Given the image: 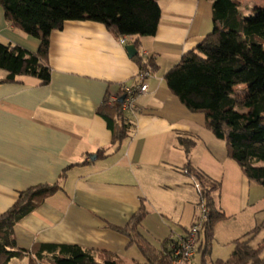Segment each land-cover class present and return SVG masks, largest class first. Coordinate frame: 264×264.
<instances>
[{
    "label": "crops",
    "instance_id": "1",
    "mask_svg": "<svg viewBox=\"0 0 264 264\" xmlns=\"http://www.w3.org/2000/svg\"><path fill=\"white\" fill-rule=\"evenodd\" d=\"M158 5L156 33L138 38L137 49L141 58L153 59L156 70L145 81L147 92L135 100L137 117L130 138L104 157L97 152L110 148L112 137L97 111L105 99L108 102L136 84L139 68L125 49L136 37L121 44V38L100 23L66 21L49 35L47 84L29 76L6 81L7 74L0 69V215L32 187L56 183L61 187L14 227L19 249L77 246L126 264L142 263L132 250L135 247L144 262L136 245L113 228H125L143 208L147 214L138 231L153 247L147 217L162 211L169 200L185 204L189 224L178 220L181 230L159 237L183 238L198 201L185 173L187 166L222 188L231 175L223 171L224 163L242 183L248 181L205 128L204 115L190 112L164 80L212 31V0H159ZM0 43L31 53L39 47L37 39L7 23L1 8ZM178 138L194 142L188 155ZM128 252L134 256L131 261L126 259ZM29 258L10 264H29Z\"/></svg>",
    "mask_w": 264,
    "mask_h": 264
},
{
    "label": "trees",
    "instance_id": "2",
    "mask_svg": "<svg viewBox=\"0 0 264 264\" xmlns=\"http://www.w3.org/2000/svg\"><path fill=\"white\" fill-rule=\"evenodd\" d=\"M159 0H0V8L7 23L39 41L35 53L21 47L0 43V69L6 72V81L19 76L36 78L42 85L50 80L47 65L49 35L60 30L66 21H92L105 28L118 39L153 37L160 20ZM213 29L193 50L184 54L179 63L164 76L168 89L192 113H201L205 128L215 139L226 145L227 156L240 168L250 182L264 186V7L255 8L251 15H243L238 0H212ZM139 70L153 72L152 58L133 57ZM246 86L243 95L234 94L238 86ZM247 91V92H246ZM122 96V92L118 98ZM103 106L97 114L111 132L108 149L97 152L104 157L109 149L117 150L134 128L133 119L126 112L118 113L113 107ZM178 144L188 155L194 147L189 139L178 138ZM185 173L205 205L209 218L205 224L206 245L200 264H264V241L256 248L249 245L254 231L247 239L233 241L227 261H209L213 238V223L225 215L215 208L213 194L220 184L187 166ZM65 171L61 174L63 180ZM61 187L40 185L20 193L14 206L0 215V264L30 257L29 264H126L105 253L91 254L77 246H40L36 251L19 249L14 227L33 213L48 197ZM147 212L141 208L125 228L113 229L135 244L144 262L131 264H173L171 245L177 240L167 239L156 250L139 233L138 229ZM50 254L45 257L43 253ZM32 255L34 256L32 258ZM103 260L100 262L98 258Z\"/></svg>",
    "mask_w": 264,
    "mask_h": 264
},
{
    "label": "rangeland",
    "instance_id": "3",
    "mask_svg": "<svg viewBox=\"0 0 264 264\" xmlns=\"http://www.w3.org/2000/svg\"><path fill=\"white\" fill-rule=\"evenodd\" d=\"M238 2L241 13L246 16L251 15L255 8L264 7V0H238ZM245 88L246 86L236 87L234 94L237 96L243 95ZM216 141L221 148H226L223 141ZM225 154L227 155V153ZM230 163L234 168H238L234 161L231 160ZM223 166V171L225 173L229 172L231 175L225 179L224 187H220L219 192L214 193L212 196L215 208L218 205L219 209H221L219 211L225 215V218L213 223V238L209 242L211 243L209 261H227L233 249V241L237 239L244 238L243 240H245L250 237L249 245L252 248H256L264 241V186L249 183L248 181L244 184L228 170L225 163ZM206 167L208 168L209 166ZM165 197L167 196L165 195ZM196 205V210L193 212L195 217L192 224L196 221L199 213V197ZM160 209L163 210L151 212L147 217L148 229L153 233V236H149L148 239L151 241L153 247L156 248H161V243L164 241L162 239H165L163 238L164 236L162 238L159 237L160 234L174 236L177 231L181 230L179 225L176 226L178 220L182 221L184 225L189 224L187 222L188 219L185 218L187 207L182 202L175 205L168 200ZM252 231H254V234L245 238V235ZM204 245H206L205 227L199 235L196 246L198 252H195L194 257L188 264H200ZM132 250L138 254L136 259L143 262L136 248L134 247ZM262 255H264V252ZM132 257H134L132 253L128 252L126 259L131 261ZM98 260L102 262L103 259L99 257ZM20 264H26V262H21Z\"/></svg>",
    "mask_w": 264,
    "mask_h": 264
},
{
    "label": "built area",
    "instance_id": "4",
    "mask_svg": "<svg viewBox=\"0 0 264 264\" xmlns=\"http://www.w3.org/2000/svg\"><path fill=\"white\" fill-rule=\"evenodd\" d=\"M126 38H121L120 43L124 44ZM145 59L144 56H142ZM151 72L146 70H139L136 76L137 82L131 87H124L122 90V96L124 97L121 106L116 109L118 113L126 112L131 115L133 120L136 119V98L147 92L146 79L150 76ZM121 96V97H122ZM118 96L108 100L107 105L109 107L115 106L118 102ZM199 213L196 217V221L190 226L183 238H180L176 244L171 245L172 255L174 257L173 264H188L194 257L195 252H198L196 248L199 240L201 230L205 227V224L209 218V212L203 205L198 207Z\"/></svg>",
    "mask_w": 264,
    "mask_h": 264
},
{
    "label": "water",
    "instance_id": "5",
    "mask_svg": "<svg viewBox=\"0 0 264 264\" xmlns=\"http://www.w3.org/2000/svg\"><path fill=\"white\" fill-rule=\"evenodd\" d=\"M125 49H126L128 55H129V57L132 58V57H134L135 55H137V50H136V48L134 47V45H127V46L125 47ZM123 100H124V97L122 96V97H120V98L118 99V102H119V103H122ZM91 158H93V157H91Z\"/></svg>",
    "mask_w": 264,
    "mask_h": 264
}]
</instances>
